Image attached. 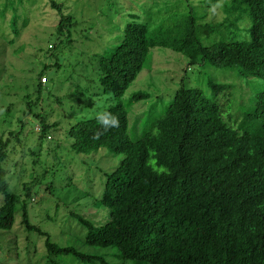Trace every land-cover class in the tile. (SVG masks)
I'll return each mask as SVG.
<instances>
[{
  "label": "trees",
  "instance_id": "16d2710c",
  "mask_svg": "<svg viewBox=\"0 0 264 264\" xmlns=\"http://www.w3.org/2000/svg\"><path fill=\"white\" fill-rule=\"evenodd\" d=\"M233 3L225 6L226 16L218 22L198 24L191 12L168 15L154 30L145 22L128 21L120 42L98 55L99 82L115 99L122 97L155 47L184 54L189 65L235 67L240 76L259 79L260 87L237 125L215 96L183 84L162 112L148 116L137 139L129 137L128 112L121 101L103 110L119 118V127L98 139L92 138L100 130L93 117L71 124L67 135L75 152L104 147L123 154L119 164L104 173L98 202L108 208L107 220L94 225L78 216L88 229L86 244L113 246L120 258L137 264H264V0ZM49 5L58 12L56 33H67L69 40L72 16L63 13L56 0H49ZM238 5L250 22L242 39L232 30L239 26V17L233 15ZM200 30L229 35L204 44ZM45 71L46 66L38 72L39 93L40 79L47 80ZM209 84L213 92L223 88ZM146 98L147 93L136 92L131 100ZM50 125L40 122V139ZM9 134L0 137V230L11 229L19 209L25 230L44 237L51 264L59 254L90 264H114L104 256L59 246L29 221L26 200L9 190L5 178L3 162L13 133ZM25 195H30L29 189Z\"/></svg>",
  "mask_w": 264,
  "mask_h": 264
},
{
  "label": "rangeland",
  "instance_id": "374dc122",
  "mask_svg": "<svg viewBox=\"0 0 264 264\" xmlns=\"http://www.w3.org/2000/svg\"><path fill=\"white\" fill-rule=\"evenodd\" d=\"M56 1L73 18L69 40L67 33H56L58 12L49 0H0V137L13 133L3 162L5 178L9 190L26 200L29 221L48 233L51 241L104 256L114 264H137L120 258L113 246L86 244L88 229L78 220L80 216L94 225L107 220L108 208L98 202L104 173L114 169L123 154L104 147L77 153L71 149L67 129L121 101L128 112L129 137L137 139L148 116L162 112L182 84L215 96L235 125L242 122L260 81L240 76L235 67L189 65L184 54L155 47L120 99L103 91L98 67V55L120 42L128 21L145 22L154 30L168 15L174 18L191 12L198 24L218 22L226 16L225 6L236 3L223 0V9L212 14V5L206 0ZM233 15L239 17V26L232 28L235 37L246 38L250 22L243 6L238 5ZM228 35L226 31L207 34L202 30L198 34L204 44ZM44 66L47 80L40 79L39 93L38 72ZM209 81L223 88L213 92ZM136 92L147 93L148 98L131 100ZM42 120L51 125L40 139ZM19 215L18 209L10 230H0V264H51L44 237L25 230ZM55 260L56 264H90L72 254L56 255Z\"/></svg>",
  "mask_w": 264,
  "mask_h": 264
},
{
  "label": "clouds",
  "instance_id": "9594fccd",
  "mask_svg": "<svg viewBox=\"0 0 264 264\" xmlns=\"http://www.w3.org/2000/svg\"><path fill=\"white\" fill-rule=\"evenodd\" d=\"M218 9H223V0H217V3L211 6L212 14H216ZM98 107H102V105H98ZM93 118L100 126V130L93 134V139H98L111 128H118L120 124L119 118L109 111H98Z\"/></svg>",
  "mask_w": 264,
  "mask_h": 264
},
{
  "label": "built area",
  "instance_id": "2783aa9c",
  "mask_svg": "<svg viewBox=\"0 0 264 264\" xmlns=\"http://www.w3.org/2000/svg\"><path fill=\"white\" fill-rule=\"evenodd\" d=\"M41 79H42V81H44V82L46 81L44 77H43V78H41Z\"/></svg>",
  "mask_w": 264,
  "mask_h": 264
}]
</instances>
